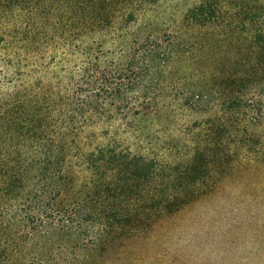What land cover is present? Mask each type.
<instances>
[{"label":"trees","instance_id":"1","mask_svg":"<svg viewBox=\"0 0 264 264\" xmlns=\"http://www.w3.org/2000/svg\"><path fill=\"white\" fill-rule=\"evenodd\" d=\"M171 2L0 0V264H126L260 146L264 0H196L128 39ZM179 108L194 117L166 162L136 131Z\"/></svg>","mask_w":264,"mask_h":264},{"label":"rangeland","instance_id":"2","mask_svg":"<svg viewBox=\"0 0 264 264\" xmlns=\"http://www.w3.org/2000/svg\"><path fill=\"white\" fill-rule=\"evenodd\" d=\"M176 1L161 6L159 14H145L128 39L150 31L161 34L196 2ZM193 117L179 108L167 117L140 123L139 144L149 153L158 152L164 161H173L175 150L187 144L179 130ZM245 126L258 136L256 152L242 150L238 159H230L228 168L220 167V175L209 174L203 182L207 191L154 226L145 241H134L126 264H264V123L252 128L245 122ZM171 145L177 149L170 151Z\"/></svg>","mask_w":264,"mask_h":264}]
</instances>
